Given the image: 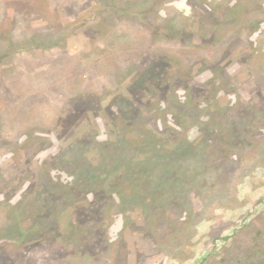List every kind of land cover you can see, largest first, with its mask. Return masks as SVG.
<instances>
[{
	"label": "rangeland",
	"instance_id": "rangeland-1",
	"mask_svg": "<svg viewBox=\"0 0 264 264\" xmlns=\"http://www.w3.org/2000/svg\"><path fill=\"white\" fill-rule=\"evenodd\" d=\"M0 264H264V0H0Z\"/></svg>",
	"mask_w": 264,
	"mask_h": 264
}]
</instances>
